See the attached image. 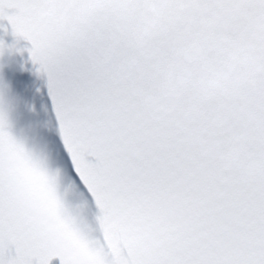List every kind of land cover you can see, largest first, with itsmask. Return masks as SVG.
I'll list each match as a JSON object with an SVG mask.
<instances>
[{"label":"snow or ice","instance_id":"1","mask_svg":"<svg viewBox=\"0 0 264 264\" xmlns=\"http://www.w3.org/2000/svg\"><path fill=\"white\" fill-rule=\"evenodd\" d=\"M0 20L99 210L87 264H264V0H0ZM0 264H68L2 165Z\"/></svg>","mask_w":264,"mask_h":264},{"label":"clouds","instance_id":"2","mask_svg":"<svg viewBox=\"0 0 264 264\" xmlns=\"http://www.w3.org/2000/svg\"><path fill=\"white\" fill-rule=\"evenodd\" d=\"M0 165L15 202L47 243L62 253L68 264H87L90 255L79 225L57 194L56 174L43 156L12 135L0 139Z\"/></svg>","mask_w":264,"mask_h":264}]
</instances>
